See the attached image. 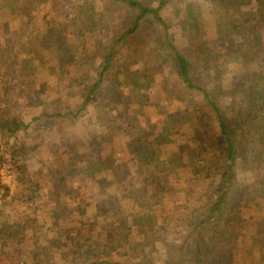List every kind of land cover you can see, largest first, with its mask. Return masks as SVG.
Returning <instances> with one entry per match:
<instances>
[{"label": "trees", "instance_id": "obj_1", "mask_svg": "<svg viewBox=\"0 0 264 264\" xmlns=\"http://www.w3.org/2000/svg\"><path fill=\"white\" fill-rule=\"evenodd\" d=\"M19 1L21 7L15 0H0V74L4 83L28 81L33 58L43 59L48 50L59 57V70L65 69L70 56L84 57L90 42L74 32L72 44L66 47L59 21L42 19L32 37L23 21L27 16L30 22L25 24H32L31 6L26 0ZM92 1L62 0L73 10L75 27L87 17L81 8ZM205 1L213 20L212 42L206 41L205 32L199 29L197 5L184 0H101V10L93 7L99 16L96 23L117 14L124 15L127 24L102 48L96 78L87 87L80 108L93 105L100 110L94 114L96 120L104 122L97 94L106 75L117 72L122 62L128 67L139 66L123 78L120 87L126 95L119 92L112 97L118 106L126 105L118 117L127 127L149 106V94L159 88L164 93H153L159 101L156 105L165 101L176 108L158 112V131L153 129L150 137L132 136L122 160L95 155L92 161L84 160L80 171L93 174L91 181L97 186L102 180L97 174L101 173L118 182L133 178L130 164H134L137 185L129 191L127 204H121L122 194L108 195L93 204L91 213L93 195L82 183L76 181L79 186L70 191L46 188L42 195L46 199L38 210L54 235L36 238L34 246L39 250L29 253L32 261L58 264L52 256L61 247L72 249L71 259L63 257V262L123 264L120 252L126 245V259H139L138 264H264V0ZM170 5L177 19V34H171L173 24L161 15ZM10 32L15 38L30 36L34 42L15 48L14 40L6 36L2 46V35ZM207 60L220 69L233 66L236 71L227 83L217 75L207 80L201 76L210 69ZM157 68L163 69L157 72L159 82L153 73ZM3 86L7 94L10 89ZM3 110L0 140L26 132L41 116L56 115L43 111L26 122L11 114L9 107ZM26 149L18 147L11 156L26 157ZM47 169L52 171V167ZM25 170L26 165L21 173ZM66 177L63 174L61 179ZM205 180L203 194L188 197L186 182ZM25 189L35 193V188ZM178 191L184 195L181 201L177 200ZM27 196L24 200L21 194L11 196L10 186H0V200L11 198L5 201V210L0 209L1 239L27 229L35 235L42 228L34 227L39 221L36 208L33 216L18 211L12 203L17 201L27 209L33 199ZM95 216L102 218L99 225ZM158 241L163 251L157 248ZM114 256L119 260H112Z\"/></svg>", "mask_w": 264, "mask_h": 264}, {"label": "rangeland", "instance_id": "obj_2", "mask_svg": "<svg viewBox=\"0 0 264 264\" xmlns=\"http://www.w3.org/2000/svg\"><path fill=\"white\" fill-rule=\"evenodd\" d=\"M15 1L19 7L23 5L19 0ZM26 1L31 6L28 12L32 15V24H25V21L30 22L27 16H24L23 21L24 26H28L25 30L29 29L32 37L37 34L34 30L35 26L38 28L39 23L46 18L53 19L55 22L59 21V24L55 23V26L57 24L62 37L61 41H65L66 47L72 44L74 35L71 34L74 32H79L90 43H86L87 51L84 57L82 55L79 57H71L69 55L70 59L66 63L64 70L58 69L60 64L59 57L57 60L53 50H48L44 53L43 59L33 58L30 69L31 78L28 81L23 82L21 81L22 79H16L8 80L4 83L2 74H0V115L5 113L3 109L9 107L11 114L20 116L28 122L33 116H38L43 111L56 113V115L50 118L41 116L40 119L32 122L26 132H19L15 138L0 140V163L5 164L6 167H4L2 173L5 174L6 169L9 168V172L12 174L9 178L4 177V181L6 182L4 184L11 188V196L21 194L22 200L27 198V195L33 196V199L29 200L28 206L30 207L27 209L25 208L27 206L17 201H13L12 203L15 204V208L18 211L22 212L24 210L26 214L33 216V208H36L35 215L39 221L34 223V227L37 230L42 226L41 229H38L39 231H35V235L31 230L27 229L19 232L17 235L15 234L3 239L0 238V264H42L37 263V260L32 261L30 258L31 254L29 253L31 251L34 253L39 250V248L34 246L37 237L45 240V237L54 235V231L49 230V223L43 221L42 213L40 214L38 210V207L42 206V202L46 199V197L42 196L44 194L43 192H46V188L49 186L54 188L55 191L62 189L70 191L76 188V186H79L77 183L79 182L83 186H86L87 190L90 188L93 195V199L91 200L92 206L89 208L91 213L95 211L93 204L108 195L122 194L124 198L121 199V204H127L129 202V198L127 197L129 191L137 185L135 184L137 180L134 172V164H130V176H133V178L128 177L124 182H118L112 175L104 176L101 173L97 174L98 177L102 176L98 178L102 180L97 186L96 183H92L91 181L93 174L90 176L89 171L81 173L80 170L85 163L84 160L90 158L92 161L95 158L94 155L100 159L112 156V158L122 160L126 156V145L129 144L132 136L141 135L150 137L153 129L155 132L158 131L155 128L159 118L158 112L176 108V104L165 101H161L160 105H156L159 101H157L153 93L156 96L164 93L159 88V90L149 94V106L144 107L142 114H138L135 117L132 122V127H127L122 122L123 119L118 117V112L121 111L122 107H126V105L120 104L118 106L112 102V97L116 96L119 92H122L124 96L126 95L121 88L123 86V78L127 72L129 73L139 68V66L130 65L128 67L122 62L119 64L117 72H111L106 75L104 87L97 94L101 104L99 108L102 107L101 110L104 112V119L102 121L105 123H100L94 116L100 110L95 109L93 105L92 107L94 109L91 105H88L86 108H80V105L83 101V96L88 91L87 87L96 78L102 48L107 46L115 35L125 29L124 26L127 24L125 22V16L114 14L104 18L101 23H96L99 16L92 9L96 7V11L101 10L99 8L101 6V0H93L86 7L83 6L81 8L87 17L83 20L81 18L80 23L75 27L73 23V10L68 9L70 6L69 3L63 2V5L62 0ZM184 1L197 5L195 10L199 14V29L205 32V40L212 42L215 35L209 2L205 0ZM174 13L171 5L161 10V15L173 24V27L170 29L171 34H177L178 32H176L175 22L177 19L173 16ZM65 15H67L66 18ZM2 36V46L4 45L3 39L6 36L7 39L12 38L14 40L15 48L25 46L27 42L29 44L34 42L30 36H19L15 38L13 32L6 33ZM178 41L180 44L183 42L179 38ZM207 62L210 65V69L201 75L207 80H212L217 75L224 83H227L236 71V68L233 66H229L224 70V68L220 69L209 60ZM252 66L255 67V63ZM166 68L167 66L164 67V70ZM161 70L163 69L157 68L153 71L155 80L158 82L160 78L157 72ZM170 78L169 76L168 79ZM3 85H6L10 89H8L7 94H4L5 87ZM162 96V99L165 100L164 95ZM30 103L32 105H29ZM67 113L71 115L65 117ZM22 146L27 148L26 157L13 158L11 156L13 150ZM25 165L26 170L21 173V169ZM47 167H52V171H49ZM54 172L55 175L49 177V174ZM63 174L67 176L65 180L61 179ZM207 183L208 180L199 183L187 181L186 185L190 188L188 197L195 199L201 196ZM25 187L35 188V193L32 194L31 190H26ZM81 189L83 192L86 191L83 187ZM183 196L182 191H178L177 200L181 201ZM10 200L11 198H7L5 201L10 202ZM5 201L3 199L0 200V209L3 211L5 210ZM7 206L13 209V205ZM9 219L11 222L14 219V215ZM93 219L97 225L102 222V218L100 217L95 216ZM167 236L169 239L170 234H167ZM134 240H137L136 237H132V241ZM161 241L157 242L159 251H163ZM38 243L42 247L45 246L44 242L41 243L38 241ZM71 251V248L67 250H63L61 247L56 248L53 251V262H58V264H74L70 261L63 262L62 260L63 257L70 260ZM120 253V256H122L120 260L123 261V264L128 261L135 264L139 263V259L136 258L128 257L126 259L128 255L126 245H122ZM83 260L84 258L81 262ZM112 260L116 261L119 258L114 256Z\"/></svg>", "mask_w": 264, "mask_h": 264}, {"label": "built area", "instance_id": "obj_3", "mask_svg": "<svg viewBox=\"0 0 264 264\" xmlns=\"http://www.w3.org/2000/svg\"><path fill=\"white\" fill-rule=\"evenodd\" d=\"M4 167H5V164L0 163V186H1L2 184L6 183V182L4 181V177H5V178H7V177L9 178V177H11V175H12L11 172H9V168L6 169V173L3 174L2 171H3ZM5 168H6V167H5Z\"/></svg>", "mask_w": 264, "mask_h": 264}]
</instances>
